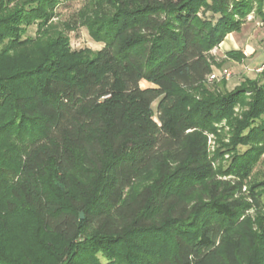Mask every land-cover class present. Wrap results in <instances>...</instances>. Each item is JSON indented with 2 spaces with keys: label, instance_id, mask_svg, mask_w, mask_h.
Here are the masks:
<instances>
[{
  "label": "trees",
  "instance_id": "obj_1",
  "mask_svg": "<svg viewBox=\"0 0 264 264\" xmlns=\"http://www.w3.org/2000/svg\"><path fill=\"white\" fill-rule=\"evenodd\" d=\"M13 1L0 3L14 11L0 19V122L10 116L0 130L16 134L9 212L71 248L85 234L109 249L128 236L145 237L157 250L143 264H256L254 237L239 220L250 207L246 197L264 208V188L246 195L242 182L214 179L202 137L188 131L208 129L212 114L227 113L250 90L239 138L251 156L264 142V124L253 125L264 115V67L233 91L226 82L224 94L206 89L211 52L241 31L255 7L261 14L264 0H137V7L108 0L114 16L103 26L106 46L89 56L69 52L56 26L49 38L28 35L35 23H47L59 0ZM39 47L36 66L4 69L20 50ZM225 58L222 64L241 63L245 55L236 50ZM145 80L152 87L142 88ZM186 89L203 97L189 105ZM80 165L90 179L110 173L92 211L72 193ZM161 237L171 244H156Z\"/></svg>",
  "mask_w": 264,
  "mask_h": 264
},
{
  "label": "rangeland",
  "instance_id": "obj_2",
  "mask_svg": "<svg viewBox=\"0 0 264 264\" xmlns=\"http://www.w3.org/2000/svg\"><path fill=\"white\" fill-rule=\"evenodd\" d=\"M2 1L4 0H0V3ZM22 1L26 3L30 0H14L13 2ZM125 1L127 6H138L137 0ZM108 3V0H59L50 10L53 16L47 23L42 27L39 23H35L29 29L28 35L37 40H40L44 35L49 38L51 36L48 35L53 34V30L50 28L56 26L54 32L59 33V36L65 37L69 41V52L83 56L93 55L106 46L103 26L108 19L114 16L113 12L110 13ZM13 14L12 6L9 9L0 7V19L9 18ZM259 42L261 48L259 55L262 56L257 63L260 65L264 63V51L262 52L264 34ZM40 49L41 47L34 51L30 48L20 50L19 53L17 52L18 57L11 59L8 65L4 66V69L36 66L40 61V57L37 55ZM44 51H48V48H44ZM210 57L213 61V68H215L212 73L222 74L223 71L227 70L233 74V78L229 81L219 80L212 83L207 81L206 89L218 95L224 94L222 86L224 82L228 83V90L233 91L237 86H240L245 78L255 79L262 72L259 69L264 67L262 65L244 78L239 74L238 70L240 69H234L225 63L222 64L225 58L218 54L216 48L211 52ZM141 87H152V84L145 80L141 82ZM185 92L192 99L189 105H195V102L203 97L200 89H186ZM244 95V100L234 105L227 113L212 114L209 122H207L208 129H192L188 132L197 131L195 134L202 137L207 162L210 165L211 174L214 175L213 178L231 184L240 181L243 183V193L247 195L250 189L254 188L255 191H260L264 188V142L254 146L258 151L255 155L252 154L254 156H251L252 147L246 144L244 139L239 138L241 130L248 125L245 118L250 111L249 105L253 96L250 90ZM157 105V102L153 105L155 114H157ZM202 113L205 112L196 116L197 119L203 115ZM9 117L0 122V125L6 123ZM154 120L156 122V117ZM261 124H264V115L253 125L256 127ZM249 129L246 131L248 132ZM15 135L14 132L0 130V264H143L147 256H151L153 252L156 253L154 250L157 248L151 247V242L149 243L147 238L139 235L128 236L124 242H120L109 249L105 246L104 241L87 239L85 234L81 236L82 239L75 241L74 247L71 248L62 241L61 237L38 228L34 225V221H30L22 214L16 215L9 212V186L15 175L13 150L16 149L11 139ZM16 146H19L20 149L21 143L18 142ZM239 155L251 157L249 160L248 157H239ZM108 160L107 157L104 161L107 162ZM85 171L81 165L78 166L72 193L76 200L87 206V210L92 211L101 201L103 193L108 188L109 182L107 180L110 178V173L108 170L97 172V179H90L91 173L86 174ZM94 174L92 175L94 176ZM142 187L143 185H134L132 193L139 191ZM244 201L250 207L243 212L239 222L247 221L248 230H250L255 241L252 256L256 264H264V208L255 207L253 201L247 197ZM81 213L85 217L86 212L79 211V214ZM170 240L168 237H161L155 241L158 245L160 243L170 245ZM77 247L90 250L83 249L81 250L82 253L80 251L74 257V249Z\"/></svg>",
  "mask_w": 264,
  "mask_h": 264
},
{
  "label": "crops",
  "instance_id": "obj_3",
  "mask_svg": "<svg viewBox=\"0 0 264 264\" xmlns=\"http://www.w3.org/2000/svg\"><path fill=\"white\" fill-rule=\"evenodd\" d=\"M256 7L244 22L241 31L229 34L225 40L216 48L218 54L225 58V55L231 51H240L245 55L241 63L226 60L225 64L232 66L234 69H240L239 74L244 78L255 72L259 67L264 65L258 64V60L262 55L260 51V39L264 34V4L261 7V14H258ZM264 49L262 50V52ZM226 59V58H225ZM215 68H213L214 70ZM228 89V83L226 85Z\"/></svg>",
  "mask_w": 264,
  "mask_h": 264
},
{
  "label": "built area",
  "instance_id": "obj_4",
  "mask_svg": "<svg viewBox=\"0 0 264 264\" xmlns=\"http://www.w3.org/2000/svg\"><path fill=\"white\" fill-rule=\"evenodd\" d=\"M262 70H263V67H262V69H259V71H262ZM232 78H233V74L230 71L225 70V71H223L222 74H220V73L219 74L212 73L210 75V77H208L207 81L210 82V83H212L214 81H219V80H227V81H229Z\"/></svg>",
  "mask_w": 264,
  "mask_h": 264
},
{
  "label": "water",
  "instance_id": "obj_5",
  "mask_svg": "<svg viewBox=\"0 0 264 264\" xmlns=\"http://www.w3.org/2000/svg\"><path fill=\"white\" fill-rule=\"evenodd\" d=\"M80 217L82 220H84V214L83 213L80 214Z\"/></svg>",
  "mask_w": 264,
  "mask_h": 264
}]
</instances>
